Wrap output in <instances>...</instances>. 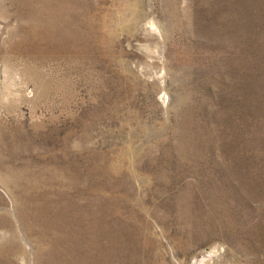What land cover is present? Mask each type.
Wrapping results in <instances>:
<instances>
[{
    "label": "rangeland",
    "instance_id": "rangeland-1",
    "mask_svg": "<svg viewBox=\"0 0 264 264\" xmlns=\"http://www.w3.org/2000/svg\"><path fill=\"white\" fill-rule=\"evenodd\" d=\"M264 264V0H0V264Z\"/></svg>",
    "mask_w": 264,
    "mask_h": 264
},
{
    "label": "bare ground",
    "instance_id": "bare-ground-1",
    "mask_svg": "<svg viewBox=\"0 0 264 264\" xmlns=\"http://www.w3.org/2000/svg\"><path fill=\"white\" fill-rule=\"evenodd\" d=\"M212 263H210L209 261L206 260V261H202L200 264H212Z\"/></svg>",
    "mask_w": 264,
    "mask_h": 264
}]
</instances>
